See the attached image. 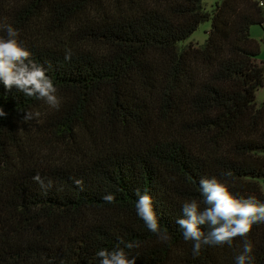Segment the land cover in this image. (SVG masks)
<instances>
[{"label": "trees", "instance_id": "obj_1", "mask_svg": "<svg viewBox=\"0 0 264 264\" xmlns=\"http://www.w3.org/2000/svg\"><path fill=\"white\" fill-rule=\"evenodd\" d=\"M205 2L0 0V24L19 29L61 98L55 110L0 85V264H98L121 241L136 264H233L243 238L194 256L176 220L201 177L227 171L237 196L264 202V63L251 34L264 9ZM206 22V41L184 44ZM137 190L154 197L168 241L137 216ZM248 239L264 264V223Z\"/></svg>", "mask_w": 264, "mask_h": 264}, {"label": "clouds", "instance_id": "obj_2", "mask_svg": "<svg viewBox=\"0 0 264 264\" xmlns=\"http://www.w3.org/2000/svg\"><path fill=\"white\" fill-rule=\"evenodd\" d=\"M0 85L6 91L15 89L26 97L43 101L51 109L59 110L61 98L55 82L47 75L46 69L32 59L31 50L20 40V31L10 23L0 24ZM66 59L71 56L66 55ZM7 113L0 107V117ZM39 114L25 112L24 121L34 120ZM201 177L198 182L200 199L186 200L182 204V218L176 224L182 230L183 239L192 242V253L198 256L203 246H232L237 237L243 243L233 258V264H255L254 245L248 234L254 225L264 223V202L254 196L239 197L232 190L227 177L230 171ZM41 186L44 180L39 174L33 177ZM81 184L82 181H76ZM135 211L147 229L156 234L161 241L171 237L161 228L155 208L154 197L144 191L136 192ZM107 203L115 201L114 194L103 197ZM207 229V230H205ZM123 247L112 250L102 248L95 253L98 264H136V257L130 256L125 249H132L131 242L121 241Z\"/></svg>", "mask_w": 264, "mask_h": 264}, {"label": "rangeland", "instance_id": "obj_3", "mask_svg": "<svg viewBox=\"0 0 264 264\" xmlns=\"http://www.w3.org/2000/svg\"><path fill=\"white\" fill-rule=\"evenodd\" d=\"M219 0H206L205 2V7L208 10H212L213 9V5ZM211 28V23L210 22H206L203 23L199 26L198 30L189 38L187 39L184 44H187L189 42H193L196 44H203L207 37H208V31ZM251 34L252 36L257 39L260 42L261 45V54L259 55V62H263L264 63V27L260 26V25H254L251 29ZM257 102L260 104L262 102H264V86L261 87L258 90L257 93ZM261 185L262 188L264 190V179L261 180Z\"/></svg>", "mask_w": 264, "mask_h": 264}, {"label": "built area", "instance_id": "obj_4", "mask_svg": "<svg viewBox=\"0 0 264 264\" xmlns=\"http://www.w3.org/2000/svg\"><path fill=\"white\" fill-rule=\"evenodd\" d=\"M259 3V6L264 9V0H257Z\"/></svg>", "mask_w": 264, "mask_h": 264}, {"label": "crops", "instance_id": "obj_5", "mask_svg": "<svg viewBox=\"0 0 264 264\" xmlns=\"http://www.w3.org/2000/svg\"><path fill=\"white\" fill-rule=\"evenodd\" d=\"M262 27H264V24H263V26Z\"/></svg>", "mask_w": 264, "mask_h": 264}]
</instances>
